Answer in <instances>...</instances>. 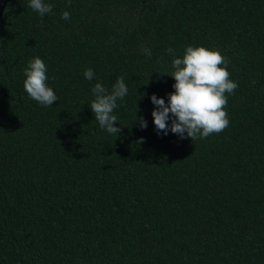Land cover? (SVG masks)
<instances>
[{
    "label": "trees",
    "instance_id": "obj_1",
    "mask_svg": "<svg viewBox=\"0 0 264 264\" xmlns=\"http://www.w3.org/2000/svg\"><path fill=\"white\" fill-rule=\"evenodd\" d=\"M44 2L0 20V264H264V0ZM189 45L219 50L238 85L228 127L195 140L158 133L151 102ZM34 57L51 106L23 87ZM118 77L110 134L89 104Z\"/></svg>",
    "mask_w": 264,
    "mask_h": 264
},
{
    "label": "clouds",
    "instance_id": "obj_2",
    "mask_svg": "<svg viewBox=\"0 0 264 264\" xmlns=\"http://www.w3.org/2000/svg\"><path fill=\"white\" fill-rule=\"evenodd\" d=\"M28 7L38 12L41 17L52 11V5L44 0H29ZM61 18L69 20L70 13L64 11ZM144 51L151 55L150 50ZM167 51L170 55L174 54L171 48ZM226 64L227 61L219 50L205 46L189 45L185 48L182 58L174 57L173 71L167 74L175 80L174 91L168 93L167 102L163 97H157L155 94L151 96V102L156 106L152 110V117L157 132L166 135L170 129L181 138L186 135L195 140L220 133L228 127V113L225 110L228 100L225 93H234L238 85L229 78ZM46 72V65L41 58L30 59L24 69L23 87L33 100L41 105L51 106L58 98L46 83ZM94 75L91 68L84 72L85 78L90 81ZM92 93L94 99L89 106L101 129L110 134H118L120 128L116 126L117 117L113 115V111L118 107L117 100H123L128 93L123 77L117 78L111 91L97 82L92 88ZM136 119L139 120L141 128L147 127L143 117Z\"/></svg>",
    "mask_w": 264,
    "mask_h": 264
},
{
    "label": "water",
    "instance_id": "obj_3",
    "mask_svg": "<svg viewBox=\"0 0 264 264\" xmlns=\"http://www.w3.org/2000/svg\"><path fill=\"white\" fill-rule=\"evenodd\" d=\"M8 1L10 0H0V20H1L2 14L4 12L5 6Z\"/></svg>",
    "mask_w": 264,
    "mask_h": 264
}]
</instances>
